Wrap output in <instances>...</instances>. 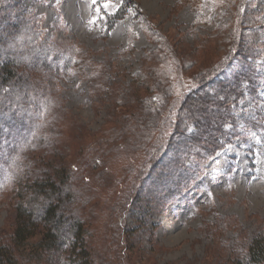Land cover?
Here are the masks:
<instances>
[{
    "label": "rangeland",
    "instance_id": "1",
    "mask_svg": "<svg viewBox=\"0 0 264 264\" xmlns=\"http://www.w3.org/2000/svg\"><path fill=\"white\" fill-rule=\"evenodd\" d=\"M124 2L110 28L108 16ZM104 3L0 0V55L16 57L31 82L24 120L0 116V134L13 136H3L0 159L28 132L31 145L16 153L20 171L35 178L64 164L102 200L113 189L88 238L103 264H235L264 238V0ZM229 87L230 111L204 112L235 124L222 135L212 119L199 128L200 98L223 102ZM144 113L157 115L147 130ZM206 137L218 145L206 151ZM163 148L168 159L159 168ZM154 174L162 176L155 182ZM14 176L12 166L0 167L3 234L15 225ZM109 203L123 208L110 213Z\"/></svg>",
    "mask_w": 264,
    "mask_h": 264
},
{
    "label": "trees",
    "instance_id": "2",
    "mask_svg": "<svg viewBox=\"0 0 264 264\" xmlns=\"http://www.w3.org/2000/svg\"><path fill=\"white\" fill-rule=\"evenodd\" d=\"M127 9L128 4L124 2L115 14L108 16L107 22L110 28L123 17ZM51 50L46 52L47 55L52 53ZM5 56L0 55V116L4 115L3 117L7 119L24 120L22 112L26 111V107L22 106V103L30 97L28 96L31 86L30 77L20 72L19 69L22 65L16 57L7 56V53ZM248 56L249 54L243 53L240 57L245 61ZM225 73L223 70V75ZM206 74L208 73L206 72ZM232 80V83H234L241 81V78L236 80L233 77ZM205 84L203 82L198 90H203ZM224 85L227 87L231 84L226 83ZM12 88H14L13 91L19 90V92L14 94L13 91H10L8 95L2 94L4 89L12 90ZM232 89L222 91L220 95L225 96L223 102L211 101L210 95L206 93L203 99L200 98L201 108L199 109L188 103V99L193 100L194 98L190 97L191 94H187L184 105H187V103L188 105L184 108H188L190 114L192 111L196 112L195 109L198 110L197 113L200 114V119L196 122L199 128H209L212 119L216 125L214 127L215 135H222L225 132V125L235 124L234 117L221 115L214 119L205 114L204 109L217 112L221 108H225L230 111V97L232 93H235V89ZM195 91L197 90L195 89L192 92ZM49 100L51 103H48V106L52 108L55 101L53 98H49ZM149 116L144 113L143 117L140 118L142 124L145 122V125H142L144 130L149 129V126L151 127L149 123V125H146L147 119L151 118L154 121L157 115ZM200 120L205 122L204 125L199 122ZM16 125L14 124L12 127L15 128ZM232 130H235V127ZM182 132L183 129L178 134L181 135ZM27 133L17 136V139L21 141V146L13 143V151L6 154L8 156L6 161L0 159V167H13L16 179L15 186H17L15 190V225L13 231L7 234L0 233V264H103L106 259L101 258L102 263L98 261L99 259H94L88 240L93 232L91 231L92 222H94L93 216L96 217L97 211L101 214L105 212V208L102 211L101 207H98V203L102 200L100 192L97 189L88 188L87 182L89 181L84 182L82 177L76 176L77 173L74 168L66 167L64 164L56 165L52 163L51 167L49 165L50 168L43 172V176H35V178H32L30 174L28 175L27 170L20 171L17 167L20 154L16 153L22 147L25 148V146L31 145V136ZM3 136L0 134V152H3L2 147L8 143L3 141ZM9 136L5 135L4 137L10 140L13 136ZM14 137L16 136L14 135ZM205 142L207 144L206 151L218 145V139L216 140L215 137H206ZM189 143L205 149L200 145V139L192 138ZM160 151L157 161L153 163L159 168L168 159L169 150L163 148ZM161 176L162 174H154L150 179L156 182ZM112 195H114L113 189L111 194L104 195L102 201L108 202ZM109 206L108 211L113 212V214L123 208V206L114 203ZM38 236L40 237L37 242L28 243ZM235 264H264V238L259 237L253 240L246 253L235 260Z\"/></svg>",
    "mask_w": 264,
    "mask_h": 264
},
{
    "label": "snow or ice",
    "instance_id": "3",
    "mask_svg": "<svg viewBox=\"0 0 264 264\" xmlns=\"http://www.w3.org/2000/svg\"><path fill=\"white\" fill-rule=\"evenodd\" d=\"M96 2H97V0H93V3H96ZM110 2H111V0H105V3L103 4V7L104 8L109 7ZM5 91H7V90H5Z\"/></svg>",
    "mask_w": 264,
    "mask_h": 264
}]
</instances>
